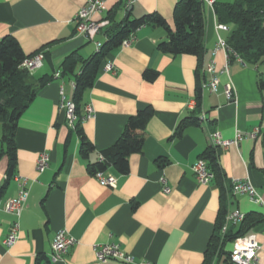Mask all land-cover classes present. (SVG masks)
Segmentation results:
<instances>
[{"label": "crops", "instance_id": "crops-1", "mask_svg": "<svg viewBox=\"0 0 264 264\" xmlns=\"http://www.w3.org/2000/svg\"><path fill=\"white\" fill-rule=\"evenodd\" d=\"M88 1L0 0V39L12 35L27 55L45 53L43 66L31 73L37 95L19 117L15 132L13 172L28 178L30 193L20 217L19 238L12 246L5 239L16 217L4 211V205L17 196L19 184L8 175L9 159L3 154L6 144L2 141L5 127L0 122V264H54L52 243L62 229L75 241L65 261L55 264H99L94 245L104 243L120 244L140 264H204L220 216L222 180L199 183L193 166L206 150L216 148L226 188H231L234 178H248L264 196V89L258 86L264 65L227 60L217 43L218 34L227 39L228 31L217 32L216 12L208 6L201 78L195 55H172L159 49V43L168 40L162 27H139L129 46L109 54L115 69L102 67L84 94V106L91 104L95 112L80 127L95 148L84 157L80 134L70 127L60 106L61 83L67 98L73 99L74 81L53 75L62 70L68 55L76 52L88 59L97 51L96 42L107 39L102 32L93 39L77 32L75 16ZM178 1L137 0L131 16L159 13L174 26ZM106 5V10L92 16L96 21L109 20L104 28L112 24L110 13L117 22L127 17L126 0H107ZM212 63L220 86L214 93L203 90L198 106L197 88L210 77ZM148 69L158 72L155 80L146 79ZM227 86L233 89L232 100L226 97ZM149 106L154 113L141 151L129 157V172L120 174L110 168L105 173L116 176L117 184H102L89 164L117 141L131 115ZM192 115L198 117V124L174 136L179 123ZM256 128L259 132L252 136ZM216 131L225 139L234 138L238 131L244 137L238 145L215 147ZM43 153L50 162L39 172L37 160ZM230 208L264 215V205L246 194H232ZM253 232L262 245L257 264H264V222ZM222 263L227 264L225 255L214 258L212 264ZM105 264L123 263L110 259Z\"/></svg>", "mask_w": 264, "mask_h": 264}, {"label": "trees", "instance_id": "trees-1", "mask_svg": "<svg viewBox=\"0 0 264 264\" xmlns=\"http://www.w3.org/2000/svg\"><path fill=\"white\" fill-rule=\"evenodd\" d=\"M206 5L202 0H179L174 10V26H172L159 13H148L141 17H132L131 12L122 21H115V15L108 16L112 24L103 28L100 32L106 35V41L88 59L80 58L76 52L68 55L63 61L62 76H68L75 82L74 98L77 113L80 116L76 124L81 139L80 152L84 157L92 153L95 148L93 142L80 129L84 115V94L90 89L102 67L108 62V56L112 50L121 46L123 40L141 26L152 25L162 27L168 40L159 43L161 51L172 55L190 54L198 58V75L201 76V68L206 53ZM218 22L227 24L229 31L227 43L237 51L243 60L250 65H264V0H235L229 3L215 5ZM31 55H27L19 41L12 35L0 39V122L4 124L5 132L2 141L6 144L5 154L9 159V178L14 176L16 166L15 132L17 121L22 113L30 106L37 95L32 83V74L20 67L22 61ZM81 63L78 69L77 65ZM149 81L155 80L158 72L148 69L144 73ZM201 78V77H200ZM258 86L264 89V73L258 74ZM202 86L197 88L196 99L198 106L202 101ZM154 110L147 107L131 115L124 130L117 141L110 147L100 152L99 158L89 164L90 172H107L114 168L120 174L129 172V157L132 153L141 151L145 141L146 126L152 117ZM197 116L184 118L178 125L174 136H179L192 124H198ZM264 144V135H263ZM203 157L207 160L209 168L214 173V178L221 179L222 206L218 218L216 232L212 237L206 253L204 264H212L214 258L225 255L227 264H234L230 258L228 245L237 237L253 232L254 228L264 222V215L249 212L239 224H231L226 232L222 231L226 214L232 200L231 190L223 183L225 175L222 173L218 162L216 148L208 149Z\"/></svg>", "mask_w": 264, "mask_h": 264}, {"label": "built area", "instance_id": "built-area-1", "mask_svg": "<svg viewBox=\"0 0 264 264\" xmlns=\"http://www.w3.org/2000/svg\"><path fill=\"white\" fill-rule=\"evenodd\" d=\"M127 5H133L137 0H126ZM206 6L211 8L215 12V5L218 0H202ZM107 0H89L86 5H84L76 14V30L80 34H84L88 39H93L96 34H98L105 26L109 24V20L96 21L93 19V15L106 10ZM216 30L219 31H229V26L224 23H216ZM134 32L131 33L127 38H125L121 46H129L134 40ZM97 50L102 46L101 41L96 42ZM218 48H222L226 52V57L228 61L233 58L246 64L242 56L230 47L227 43V39L223 38L222 35L218 34ZM45 53L39 51L33 55L26 57L20 67L27 69L30 73L34 70L41 68L44 64ZM228 65V63H227ZM228 67V66H227ZM226 67V68H227ZM114 63L108 61L105 64V70H114ZM210 77L206 78L202 83V90H208L212 93L217 92L220 86V80L216 74L214 64H210L207 72ZM54 78H62V71L58 70L53 75ZM75 87V82L72 83ZM60 106L66 112V117L70 127L76 128V124L80 119L77 113L76 103L73 99L67 98L64 90V82L60 85ZM226 97L229 100L234 98V92L231 86L226 87ZM84 115L82 117L83 122L87 119H91L95 116L94 109L91 104H86L84 108ZM259 132V128L254 129L252 136H256ZM243 134L237 132L234 138L225 139L222 137L219 131L213 134V142L215 147L228 148L230 145H238L243 139ZM50 158L49 155L43 153L37 160V170L39 172L45 171L49 166ZM194 174L199 183L206 184L210 182L215 176L212 170L208 166V162L204 157H201L196 164L193 166ZM96 176L100 182L108 186H116L117 177L112 174H106L105 172L98 171ZM19 184V192L16 197L9 199L4 205V211L13 214L16 219L13 221L9 234L5 239V243L12 246L19 238L20 229V217L22 211L26 206V202L29 197L30 187L29 180L26 177L14 176ZM233 194H246L249 198L258 203L264 205V196L259 194L255 186L252 184L251 180L234 178L231 180ZM165 191L169 192L170 188L165 187ZM246 213L242 212L239 208H232L225 217V222L222 227V231L226 232L228 227L233 224H239L244 220ZM74 238L70 236L66 229L59 230L53 239L52 252L50 254V261L52 263H61L65 261V257L69 251V248L74 244ZM262 249V245L259 242L257 235L254 232L246 234L244 236L237 237L234 242L232 249L230 250V258L234 264H257L258 254ZM94 250L96 254V259L99 264H105L110 259H115L121 261L123 264H140L136 261L135 257L124 251L120 244L118 243H104L95 244Z\"/></svg>", "mask_w": 264, "mask_h": 264}, {"label": "rangeland", "instance_id": "rangeland-1", "mask_svg": "<svg viewBox=\"0 0 264 264\" xmlns=\"http://www.w3.org/2000/svg\"><path fill=\"white\" fill-rule=\"evenodd\" d=\"M227 1L234 2L235 0H227ZM205 14H206V16H208V15H209V10H208V9L206 10ZM261 69H263V70H264V68H263V67H261ZM230 247H231V244H229V246H228V249H231ZM222 264H223V263H222Z\"/></svg>", "mask_w": 264, "mask_h": 264}, {"label": "water", "instance_id": "water-1", "mask_svg": "<svg viewBox=\"0 0 264 264\" xmlns=\"http://www.w3.org/2000/svg\"><path fill=\"white\" fill-rule=\"evenodd\" d=\"M132 7H133L132 5L129 6L128 11H127V13H126V16H127V17L129 16V13H130V11L132 10Z\"/></svg>", "mask_w": 264, "mask_h": 264}]
</instances>
